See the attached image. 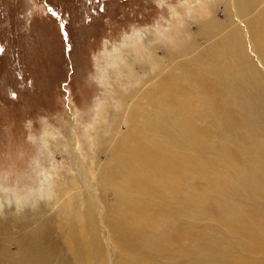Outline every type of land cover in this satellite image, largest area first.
<instances>
[{
	"label": "rangeland",
	"instance_id": "1",
	"mask_svg": "<svg viewBox=\"0 0 264 264\" xmlns=\"http://www.w3.org/2000/svg\"><path fill=\"white\" fill-rule=\"evenodd\" d=\"M208 9L212 15L206 16ZM234 10L233 0H0V253L38 252L40 264L264 261L256 236L264 237L263 200L248 183H253L251 170L259 172L249 161L258 141L244 120L237 91L215 66L207 73L220 90L213 95L216 110L219 117H228L235 143L246 146L239 156L240 184L222 185L225 167L211 140L184 151L188 167L203 159V182L214 184L227 207L244 214L248 238L238 224L221 223L220 213L209 206L195 214L175 208L174 197L195 193L185 177L173 180L182 191L170 186L164 209L144 214L140 206L122 199L125 190L140 196L139 189L115 178L119 153L125 151L124 158L130 159L131 152L116 143L117 133V159L110 158L107 147L114 106L125 114L136 91L160 76L193 85V63L198 71L203 63H211L206 51L210 42L241 34ZM213 18L218 20L216 34H203L202 25ZM177 30L181 37L175 36ZM238 53L250 60L248 73L262 84L263 70L249 45ZM131 67L136 83L125 79ZM191 89L197 102V92ZM232 96L239 99L238 105ZM122 98L127 102L122 104ZM167 101L169 113V95ZM192 115L202 127L197 106ZM168 124L173 125L171 116ZM215 141L222 145L226 138L219 134ZM179 151L172 146L168 152ZM255 160L264 163L260 156ZM128 217L136 221L130 223ZM163 223H173L175 230L162 242L143 239L150 250L134 240V229Z\"/></svg>",
	"mask_w": 264,
	"mask_h": 264
},
{
	"label": "bare ground",
	"instance_id": "2",
	"mask_svg": "<svg viewBox=\"0 0 264 264\" xmlns=\"http://www.w3.org/2000/svg\"><path fill=\"white\" fill-rule=\"evenodd\" d=\"M233 2L237 5V11L234 10L235 28L239 29L241 34L235 32L231 40L226 36H218L210 42L206 51L211 63L210 65L203 63L200 71L196 63H193V70L189 74L193 85L190 86L177 79L165 81L164 77L160 76L149 86L136 91L134 101L125 114L114 106L116 113L114 117L112 116V129L107 140L109 146H106L110 158L114 159H117L116 143L124 145L131 152L130 159L124 158L122 153L125 151L119 153L121 164L116 170L119 173L115 175V178L121 183H127L128 186H135L139 189L140 196L125 190L122 192V199L127 200L129 204L132 201L134 205L140 206L144 214L151 216L156 210L164 209L166 193L170 186L175 192L182 191L179 183L173 180L185 177L195 193H182L179 198L174 197L175 208L179 210L185 208V212L195 214L199 208L209 206L215 210V213L216 211L220 213L221 223L230 224L232 221L238 224L241 226L238 230L242 232L244 238H248L250 229L244 214L235 208L227 207V204L217 196L218 188H215L214 184L203 182L204 178L199 176V169L202 166L206 167L203 159L198 158L196 165L188 167L185 153L191 147L200 148L211 140L216 154L225 167V173L221 175L222 185L223 181L233 188L240 184L242 163L239 156L246 146L235 143L228 117H219L216 110L217 102L213 99V95H219L220 90L218 85L210 80L211 75L207 73L209 66H215L224 78L231 81L233 91H237L236 94L242 102L241 111L244 120L247 121L248 128L253 129L257 138L258 145H254L249 161L255 164L259 172L251 170L253 183L249 181L248 183L249 186L254 184L258 198L263 200L264 205V193H259V191L262 192L264 186V163L255 160V157L257 159L259 156L264 159V78L262 84H259L255 78L256 75L248 73L247 67L250 65V60L243 59L238 53L241 47L249 45L256 60L260 62L261 69H259L263 70L264 74V2L262 0H233ZM205 14L209 16L212 12L208 9ZM215 21L218 20L213 18L205 22L201 32L211 36L210 32L213 31ZM215 34L216 32L213 31L212 35ZM176 35L181 37L182 31L177 30ZM179 50H182L181 46ZM144 54L151 58L148 52L144 51ZM132 67L128 68L125 79L129 83H136L137 79ZM191 87L197 92V102H195ZM115 94L113 99L117 102L118 94ZM167 95L172 101L169 113ZM120 102L126 103L127 98H122ZM232 103L238 105L239 99L232 96ZM127 105L121 107L125 109ZM196 106L202 120V127L193 119L192 111ZM170 116L173 119L171 128L168 124ZM114 133H117L116 143ZM219 134L226 138L222 145H218L215 141ZM172 146L181 151L168 152ZM132 169L135 170V175ZM125 208H129V205ZM126 219L130 223L136 221L134 217ZM174 230L173 223L143 226L139 231L134 229V240L148 248L143 239L151 244L162 242L164 237ZM37 232L41 233V230ZM30 236L35 239L31 232ZM256 236L262 243L260 248L264 249V237L259 233ZM229 256V253H225V257ZM4 258H8L7 264H40L41 262L38 252L24 256H18L16 252L11 251L1 252L0 264H3ZM203 262L210 264V260L207 259ZM237 264L250 263L238 261ZM260 264H264V261Z\"/></svg>",
	"mask_w": 264,
	"mask_h": 264
}]
</instances>
